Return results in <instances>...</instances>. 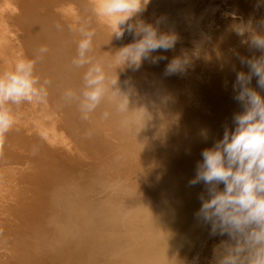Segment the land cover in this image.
Here are the masks:
<instances>
[{
    "label": "bare ground",
    "instance_id": "6f19581e",
    "mask_svg": "<svg viewBox=\"0 0 264 264\" xmlns=\"http://www.w3.org/2000/svg\"><path fill=\"white\" fill-rule=\"evenodd\" d=\"M207 1L225 5L220 27L230 21L229 37L210 29L213 9L201 17ZM139 18L162 19L161 31L179 40L174 51L153 53L167 60L116 69L121 91L130 92L129 110L140 109L125 127L107 101L81 119L62 92L83 85L85 69L70 65L81 26L96 31L93 55L105 63L133 35L111 39L92 0H0V73L46 44L50 52L36 72L53 81L46 103L15 109L16 123L0 142V264H212L215 246L228 239L210 236V225L195 218L205 186L188 182L202 150L225 128L234 130L233 115L243 110L233 98V66L239 71L237 54L261 53L250 51L247 34L237 36L233 26H256L264 0H150ZM182 50L191 66L165 76ZM256 80L251 86L264 96Z\"/></svg>",
    "mask_w": 264,
    "mask_h": 264
},
{
    "label": "clouds",
    "instance_id": "9594fccd",
    "mask_svg": "<svg viewBox=\"0 0 264 264\" xmlns=\"http://www.w3.org/2000/svg\"><path fill=\"white\" fill-rule=\"evenodd\" d=\"M149 3L150 0H92V12L110 29L111 39L120 40L127 32L134 40L112 54L110 63H105L93 55L96 31L91 24L78 29L81 39L70 65L85 69L83 85L79 91L64 89L62 97L65 102L78 105L81 119L89 120L90 114L107 101L124 117L125 127L135 124L140 109L129 110L130 92L121 91L116 69L135 71L144 61L156 65L167 60L166 56L153 53L174 51L179 40L174 31H161L162 19L153 24L139 18ZM56 27L62 30L60 25ZM233 31L242 38L247 34L243 42L250 51L261 54H237L240 64L248 68L247 72L236 71L233 66V98L243 110L233 115L234 130L225 128L222 139L202 150V160L197 162L195 175L188 184L205 186L195 218L210 225V236L228 237L215 246L212 264H264V96L251 86L256 77L257 87L264 91V18L256 26L251 21L241 22L233 26ZM49 52V47L42 44L34 58H21L12 70L0 73V142L16 123V108L25 103L47 102L53 81L41 77L36 64ZM111 64L116 65L115 76L109 72ZM191 64L192 57L182 50L168 62L164 75L184 74ZM109 117V112L103 113L104 119Z\"/></svg>",
    "mask_w": 264,
    "mask_h": 264
},
{
    "label": "rangeland",
    "instance_id": "374dc122",
    "mask_svg": "<svg viewBox=\"0 0 264 264\" xmlns=\"http://www.w3.org/2000/svg\"><path fill=\"white\" fill-rule=\"evenodd\" d=\"M202 8H203V12H202L203 15H201L202 18H204L208 14L209 9H213V11H211L212 14H211L210 18L208 19V23L210 24V29L212 31H215V30L222 31V30H224L225 31L224 32L225 33L224 38L229 37V33L232 30V28L230 26V21L224 23L223 29L220 27L221 26L220 25V22H221L220 21V17H221L220 15H222V12L225 9V5L222 4V3H220V4L217 5V3L215 1H214V3H210L209 1H207L206 3L204 2L202 4ZM246 53H247V51L245 52V50H243L241 52L242 55H246ZM256 54H257V52H256ZM238 70L239 71L247 72L248 71V68H247V66L240 65V67H239ZM38 228H39V233H40V230H41L40 229L41 228V225L40 224L38 225ZM225 236H223V237H225ZM204 254H205V248H202L200 254L198 255V257H202ZM212 261H213V258H212ZM195 264H201V262H198V263L196 262Z\"/></svg>",
    "mask_w": 264,
    "mask_h": 264
}]
</instances>
